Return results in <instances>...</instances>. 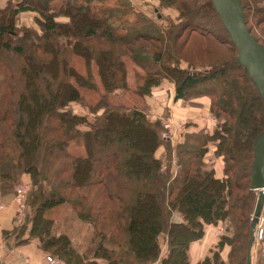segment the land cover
Returning a JSON list of instances; mask_svg holds the SVG:
<instances>
[{
	"label": "trees",
	"instance_id": "trees-1",
	"mask_svg": "<svg viewBox=\"0 0 264 264\" xmlns=\"http://www.w3.org/2000/svg\"><path fill=\"white\" fill-rule=\"evenodd\" d=\"M55 1L0 5V194L14 192L24 178L31 182L25 220L31 235L67 264H152L160 258L159 264H192L191 244L222 223L228 225L219 241L196 264H246L257 200L250 173L264 103L212 1L159 0L156 18L132 0ZM263 2L241 0L247 26L262 44ZM203 6L216 31L198 21ZM162 9L174 18L164 19ZM29 11L37 14L39 29L18 24ZM76 55L97 65L104 85L102 99L88 112L69 107L84 100L74 79L98 89L91 71L84 77L72 65ZM125 58L140 69L141 96L164 83L175 86L176 100L207 95L212 112L224 118L222 128L185 132L173 146L145 108L113 105L110 95L128 89ZM231 68L226 91L209 89ZM210 145L224 161L220 177L207 158ZM64 203L93 227L99 238L93 251L78 252L67 234L56 233V220L46 214ZM175 214L182 221L173 220ZM165 236L168 253L161 257Z\"/></svg>",
	"mask_w": 264,
	"mask_h": 264
},
{
	"label": "rangeland",
	"instance_id": "rangeland-1",
	"mask_svg": "<svg viewBox=\"0 0 264 264\" xmlns=\"http://www.w3.org/2000/svg\"><path fill=\"white\" fill-rule=\"evenodd\" d=\"M4 1L5 0H0V4ZM60 1L61 0H56L55 3L56 4L60 3ZM263 4H264V2H263ZM200 5H204V4H200ZM171 11H172L171 9H162L161 12L164 14V19L166 16H170L167 18L172 17V14L174 12L173 11L171 12ZM196 14H198L197 19L201 23L202 27L210 29V30L217 29L216 24L214 23L213 19L211 18L209 11L206 8V6H203L202 8H200V10L198 12H196ZM36 15L37 14L35 12H31V11H29L26 14H22L20 16L21 20L18 21V24H20V25L25 24L27 26H33V27H36L37 29H39L40 26L35 20ZM150 15L156 18L154 11H151ZM172 18H174V17H172ZM59 20L64 22L65 18L61 17V18H59ZM260 28L263 30L264 26H262ZM188 46L191 47V44L189 43L187 45V47ZM225 49H229V47H226ZM187 52L188 51H185V53H187ZM206 57H208V56H206ZM188 58H190V56H188ZM124 60H125V64L127 65L128 89L118 90L116 93L110 95V102L113 105L125 104V105L130 106V107L137 106V107L145 108L146 111H148V114L150 115V118L152 120L161 121L162 132L160 133V135H162L163 138H164V136L168 135L170 137V139H167V140L171 141L173 146H175L177 144V141L179 139L181 140V139L185 138V132H188L186 130L187 127L195 125L194 122L201 128L205 127V130H212L213 126H214L213 123L217 124V127L215 129H219V128L221 129L222 128L224 118L222 115H217L216 112L215 113L212 112L211 99L207 95H204L203 97H206L208 100V105H209L208 110L210 113H207L204 115L198 114L199 112H194L191 114L190 118L184 119V118L173 117L171 110H167L166 112L161 113V114H159L158 112L152 113L153 108H152V106H150L147 103V100L152 99L150 96L153 93L146 96V98L141 96L139 93H137L136 73L140 69H139L138 65L135 64L134 61H132L131 58H125ZM192 60H194V59H192ZM195 61L197 63H199V61H197V60H195ZM206 61L208 62L209 60L207 59ZM72 65H74L76 68V71L84 77H87L89 71H91L95 80L98 83V89L94 90V89H90V88L88 89L86 87L81 86L77 82V80H75V79L73 81L77 85L79 92H80V95H82L84 100H83V104L78 101V102L72 103V105L70 104L69 107L70 108L73 107L78 112H83V109L81 107H83V108L85 107L84 109H86V111H87V110H89L88 109L89 106L96 105L102 99L103 93H104V85L102 84V80L100 79V75H99L97 65L91 64L90 66H87L84 63L83 58L78 56V55H76L74 57ZM183 66L187 67V64L183 63ZM233 73H234V68H231L223 76L218 77L215 85H213V86L211 85L210 88H209V86H204V88L211 89L213 87L214 90H216L217 92L218 91H226L225 87L223 86V80L229 81L231 79V77L233 76L232 75ZM173 89L175 91V86L173 87ZM175 95H176V91H175ZM251 96H252V94H251ZM203 97H198V98L193 97V98H190L189 100H183V99L176 100L175 96H174L173 103L175 104V102H179V101L185 103V102H189L192 100L201 99ZM186 106H188V105H186ZM101 113H102V111H101ZM166 123L170 124L169 128L165 127ZM214 130H212V132ZM173 156H174L173 170H174V172H177L178 168H180V165L177 163V157H176L175 153L173 154ZM65 177H67V176L65 175ZM25 183L28 184L30 187L28 194H27V197H28L29 193L32 190L31 182L22 181V182H20L19 186H17V188H19L20 185L25 184ZM16 189H15V191H16ZM15 191H14V193H15ZM28 199H29V197H28ZM29 210H30L29 208L26 209L27 214L30 212ZM46 215H47V217L55 216V218L57 219V223H58V225L55 226L56 230L61 231V232L62 231H64V232L68 231L70 234H72V238L75 240V243H78V244L81 243V247H83L84 250H86V251L92 250L93 251L94 247L99 242V238L96 236L93 227L90 224L81 220L78 217V213L76 212V210L73 209V207L70 204L64 203L62 205H58V206L50 209V211ZM252 215H253V213L251 214V217H252ZM173 220H174V217H173ZM227 225H228V223H224V224L222 223V225H220L219 227H221V228L223 227L224 228L223 232H224L225 229L227 228ZM218 228H216V230ZM216 230H215V232H216Z\"/></svg>",
	"mask_w": 264,
	"mask_h": 264
},
{
	"label": "crops",
	"instance_id": "crops-1",
	"mask_svg": "<svg viewBox=\"0 0 264 264\" xmlns=\"http://www.w3.org/2000/svg\"><path fill=\"white\" fill-rule=\"evenodd\" d=\"M5 1L0 5L3 3L5 4ZM132 2L136 7L144 10L149 15L151 11L155 12L159 5V0H132ZM152 92L153 94L150 96L152 99L147 100V103L153 108L152 113L158 112L161 114L167 110H171L173 117L184 119L190 118L191 114L194 112H199L198 114L203 115L210 113L206 97L185 103L179 101L174 104L173 98L175 96V91L171 84L164 83L160 85V87L155 88ZM194 124L195 125L187 127L186 130L190 132L201 129V127L195 122ZM214 129L215 128L212 130ZM212 130L206 131L212 132ZM209 147L210 152L208 153L207 158L210 165L215 169L216 176L220 177L224 174V161L222 158L216 156V147L214 145H210ZM163 153L164 150L162 149L159 155L162 156ZM24 181L27 182L28 179L24 178ZM0 204L3 205V207L0 208V264H24L27 259L30 260V264H47V257L50 253L43 248L42 240L40 238L31 235V222H26V218H21L22 216L20 217L19 205L15 193L10 192L6 195L0 194ZM50 217L54 218L56 220L55 224L58 225L55 216ZM174 220L177 222L182 221V217L180 214H177L174 216ZM220 225L208 226L204 239L194 241V243L191 244L189 260L192 264H196L200 259L210 255V250L215 247L219 241V237H221H218L216 233H214L216 228ZM55 231L57 234H67L69 238H71L72 245L75 249L78 252H81V243H75L72 234L68 231H58L56 228ZM161 245L163 249L161 257H165L168 253L166 236L161 238ZM160 259L152 264H159ZM252 261L253 264H264V256H260L259 249L255 246L253 248ZM57 264L67 263L59 259V263ZM100 264H104V262H101Z\"/></svg>",
	"mask_w": 264,
	"mask_h": 264
},
{
	"label": "water",
	"instance_id": "water-1",
	"mask_svg": "<svg viewBox=\"0 0 264 264\" xmlns=\"http://www.w3.org/2000/svg\"><path fill=\"white\" fill-rule=\"evenodd\" d=\"M219 18L231 35L232 41L238 48V60L251 75L264 103V44H262L247 26L244 5L241 0H211ZM161 17V14H159ZM254 163L251 169V188L257 190L264 187V130L255 142ZM256 207L250 226L251 237L247 253V263L253 264V244L255 226L264 210V194L257 196Z\"/></svg>",
	"mask_w": 264,
	"mask_h": 264
},
{
	"label": "built area",
	"instance_id": "built-area-1",
	"mask_svg": "<svg viewBox=\"0 0 264 264\" xmlns=\"http://www.w3.org/2000/svg\"><path fill=\"white\" fill-rule=\"evenodd\" d=\"M213 124H214L213 128H216L217 124L216 123H213ZM165 127L169 128L170 124L166 123ZM164 138L170 139L168 135L164 136ZM29 189H30L29 185L25 183V184L20 185V187L17 188L15 191V197L19 205L20 217L22 216L21 218H26V215H27L26 213L27 212L26 211L27 201H28L27 194H28ZM256 191H257V195L260 192L264 194V187L259 188ZM2 207L3 205L0 204V208ZM223 229H224L223 227L222 228L219 227L215 232L216 235L221 236L223 234ZM254 232H255V240H254L253 246L258 247L260 256H264V210L262 214L260 215L259 221L257 222L255 226ZM47 262H48L47 264H57L59 263V259L51 255L47 257ZM24 264H30V260L27 259Z\"/></svg>",
	"mask_w": 264,
	"mask_h": 264
}]
</instances>
